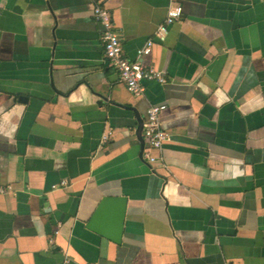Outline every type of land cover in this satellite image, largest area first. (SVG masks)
I'll list each match as a JSON object with an SVG mask.
<instances>
[{"label":"crops","instance_id":"obj_1","mask_svg":"<svg viewBox=\"0 0 264 264\" xmlns=\"http://www.w3.org/2000/svg\"><path fill=\"white\" fill-rule=\"evenodd\" d=\"M100 3L124 57L153 42L142 64L164 84L126 89L90 0H0V264H264V0ZM119 196L115 243L87 223Z\"/></svg>","mask_w":264,"mask_h":264},{"label":"built area","instance_id":"obj_2","mask_svg":"<svg viewBox=\"0 0 264 264\" xmlns=\"http://www.w3.org/2000/svg\"><path fill=\"white\" fill-rule=\"evenodd\" d=\"M92 4V14L96 21L102 27L101 43L103 54L106 61L114 68L118 75L119 81L125 85L126 89L134 96L142 94V82L153 81L164 84L166 79L164 74L151 66H144L142 58L150 54L153 42L146 41L145 45L137 51L136 58L129 60L122 53V45L118 34L115 32L112 18L108 10L100 3V0H90ZM183 9L180 5L169 7L163 22L158 26L155 36L162 40L168 28L179 21L182 17ZM166 109L164 105H151L146 110V118L143 124V138L146 144V152L143 159L149 164L156 162L151 151L160 150L162 145L168 140L167 133L160 127L159 118L161 113ZM111 133L102 136V143L109 140ZM66 183L61 182V186ZM52 188H55L53 186ZM0 188V194L4 193Z\"/></svg>","mask_w":264,"mask_h":264},{"label":"water","instance_id":"obj_3","mask_svg":"<svg viewBox=\"0 0 264 264\" xmlns=\"http://www.w3.org/2000/svg\"><path fill=\"white\" fill-rule=\"evenodd\" d=\"M125 204L126 199L122 196L102 198L92 217L88 221L87 228L115 243H119L123 231ZM110 212L113 214V225L111 230L107 231L102 228L101 225L106 215Z\"/></svg>","mask_w":264,"mask_h":264}]
</instances>
